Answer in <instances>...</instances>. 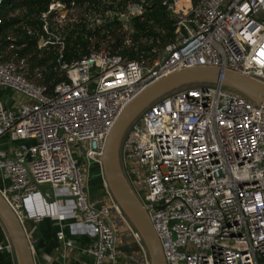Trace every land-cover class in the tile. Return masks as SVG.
I'll list each match as a JSON object with an SVG mask.
<instances>
[{
    "label": "built area",
    "instance_id": "obj_1",
    "mask_svg": "<svg viewBox=\"0 0 264 264\" xmlns=\"http://www.w3.org/2000/svg\"><path fill=\"white\" fill-rule=\"evenodd\" d=\"M155 2L173 20L172 39L134 57L122 52L133 45L131 37L114 49L117 39L108 29L115 19L122 21L118 30L126 28ZM39 19L40 29L27 32L39 49L59 46L67 78L53 88L35 80L43 72L33 74L30 57L21 54L27 42L9 33L3 44L0 14V90L22 96L11 106L0 93V193L22 224L38 222L45 215L27 203L36 194L46 200L38 186L50 184L49 197H76L70 214L94 239L85 249L92 264H121L117 219L147 253L143 264H151L141 235L112 195L107 203L91 199V166L102 170L120 114L163 77L213 66L264 80V0H50ZM73 31L89 42L88 52L65 61ZM121 158L165 264H264L263 105L222 84L178 89L130 126ZM57 235L71 244L63 229ZM3 253L14 254L7 235L0 238V259Z\"/></svg>",
    "mask_w": 264,
    "mask_h": 264
},
{
    "label": "water",
    "instance_id": "obj_2",
    "mask_svg": "<svg viewBox=\"0 0 264 264\" xmlns=\"http://www.w3.org/2000/svg\"><path fill=\"white\" fill-rule=\"evenodd\" d=\"M195 84H222L264 106V80L260 78L213 66L183 69L152 83L125 107L108 135L105 152L101 159L108 190L128 221L141 235L149 252L151 264H165L163 251L147 210L124 173L121 158L122 144L130 126L150 105L178 89ZM13 97L22 98L18 92H14ZM38 189L51 203L56 199H76L75 196L49 197L47 193L52 192L50 184H40ZM0 222L13 244L16 264H35L26 230L1 193Z\"/></svg>",
    "mask_w": 264,
    "mask_h": 264
},
{
    "label": "crops",
    "instance_id": "obj_3",
    "mask_svg": "<svg viewBox=\"0 0 264 264\" xmlns=\"http://www.w3.org/2000/svg\"><path fill=\"white\" fill-rule=\"evenodd\" d=\"M6 92L7 89L0 90L2 95ZM13 95L14 92L11 93L13 98L12 104H9L7 101L11 106H15L17 104L16 101L19 99H15ZM104 180L103 171L100 167L97 164L92 165L88 177V189L91 199L95 202L107 203L110 201L111 194ZM59 204L48 202L39 194L34 195L27 203V207L31 211L45 215L38 222L27 220L23 223L28 239L32 242V254L35 264H92L93 256L88 254L85 249L91 245L94 239L89 234L80 232L81 227L78 225L77 220L70 214L74 200L62 199L59 201ZM59 212L63 213V218L56 215ZM117 222L119 225L123 224L126 226L124 221H118L117 219ZM61 229L64 230L67 239L71 240L70 245L64 244L58 238L57 233ZM127 231H129L127 228L119 231L118 248L120 249L121 264H143V260L148 258V255L142 252L135 243L136 241L131 232ZM6 235L7 233L0 222V238L4 239ZM130 235L134 239L132 241V248L129 247L130 242L126 238H131ZM0 264H16L15 252L13 255L3 253Z\"/></svg>",
    "mask_w": 264,
    "mask_h": 264
},
{
    "label": "trees",
    "instance_id": "obj_4",
    "mask_svg": "<svg viewBox=\"0 0 264 264\" xmlns=\"http://www.w3.org/2000/svg\"><path fill=\"white\" fill-rule=\"evenodd\" d=\"M77 1L81 3L86 1H89L90 3L96 2V0ZM49 2L50 0H3L0 7V14L3 17L1 38L3 44L6 45L7 34L14 33L21 43L27 42L28 47L22 49L20 51L21 54L30 55L31 67L45 66L48 69L42 71L43 77L39 82L47 84L49 88H53L55 83L67 78L65 73L60 74L59 72L60 54L55 53L54 56L48 59L32 56L31 53L38 48L36 36H30L26 29L27 27L36 28L38 30L40 29L41 21L39 16L42 11L47 9ZM131 21L135 28L132 34V41L137 43L139 53H148L154 46L163 47L174 36L175 28L173 20L170 18L166 9L157 2L154 3L152 10L148 12L143 19L141 17H133ZM113 25L115 28L108 30L117 39V42L113 45V48L117 49L123 44L125 36L118 31V28L122 26V21L119 18L115 19ZM102 29V27L96 29L95 33L97 36L102 34ZM74 32L75 31H73L71 37L68 36L69 40L63 56V60L65 61H70L71 59L77 58L88 52L89 42L81 34L74 36ZM142 37H144L146 41H143ZM67 48L69 51L66 53ZM122 52L131 57L137 55V52L132 49H124ZM30 78H34L33 75L30 76Z\"/></svg>",
    "mask_w": 264,
    "mask_h": 264
},
{
    "label": "rangeland",
    "instance_id": "obj_5",
    "mask_svg": "<svg viewBox=\"0 0 264 264\" xmlns=\"http://www.w3.org/2000/svg\"><path fill=\"white\" fill-rule=\"evenodd\" d=\"M18 11V10H17ZM16 11V12H17ZM14 15V14H13ZM106 23L108 22V21H105ZM127 27L125 28H121L120 30H118L119 31V33L120 34H122V35H124L125 36V39H127V38H132V34H133V32H134V27H133V24H132V21L131 22H129L127 25H126ZM13 32V31H12ZM71 32H69V34H68V36L69 37H71V35H73V33H71ZM69 40V38L67 39V41ZM142 40L143 41H146L145 40V38L144 37H142ZM132 44V43H131ZM131 44H127L126 46H125V50H128V49H132L133 51H136L137 52V54L139 53L138 51H139V48H138V46H137V43H134L133 42V45H131ZM68 48H69V45H68ZM67 48V51H66V53L69 51V49ZM38 49V50H37ZM55 53H59L60 54V52H59V46L58 45H55V46H50V47H45V48H41V49H39V48H36V50L35 51H33L32 53H31V55L32 56H35L36 58L38 57V58H45V59H48V58H51L52 56H54V54ZM27 56L28 57H30V55L29 54H27ZM30 61V60H29ZM30 64H31V62H29ZM30 68H31V70L33 71V74L35 73V71H36V69H39L40 71H46V70H48L45 66H36V67H31V65H30ZM57 70V69H56ZM60 72V71H59ZM60 74H61V72H60ZM43 77V75L41 76V77H38V79L37 78H35V80H40L41 78ZM11 93H12V91L11 90H7V92L4 94V97L6 98V100L9 102V104H12V102H13V98H12V96H11ZM92 165H95V164H92ZM94 167V166H93ZM124 228H128V227H126L125 225H120V228H119V231H121V230H123ZM130 231V230H129ZM129 231H127V232H129ZM131 236V235H130ZM126 238H128V240H129V242H130V244H129V247H131L132 248V246H133V237L131 236V238L130 237H126ZM136 243V242H135ZM128 247V246H127ZM118 250H120L119 248H118Z\"/></svg>",
    "mask_w": 264,
    "mask_h": 264
}]
</instances>
